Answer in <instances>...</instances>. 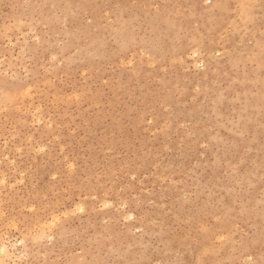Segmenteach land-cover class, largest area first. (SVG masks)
Instances as JSON below:
<instances>
[{
	"label": "rangeland",
	"instance_id": "rangeland-1",
	"mask_svg": "<svg viewBox=\"0 0 264 264\" xmlns=\"http://www.w3.org/2000/svg\"><path fill=\"white\" fill-rule=\"evenodd\" d=\"M0 246L264 264V0H0Z\"/></svg>",
	"mask_w": 264,
	"mask_h": 264
},
{
	"label": "snow or ice",
	"instance_id": "snow-or-ice-1",
	"mask_svg": "<svg viewBox=\"0 0 264 264\" xmlns=\"http://www.w3.org/2000/svg\"><path fill=\"white\" fill-rule=\"evenodd\" d=\"M80 211H83V209H80ZM56 223H57V218L56 217H52L51 225L54 227ZM49 239H52V237L49 236ZM21 243H23V241H21ZM4 251H5V248L0 246V254H2ZM0 264H2V262H0Z\"/></svg>",
	"mask_w": 264,
	"mask_h": 264
}]
</instances>
